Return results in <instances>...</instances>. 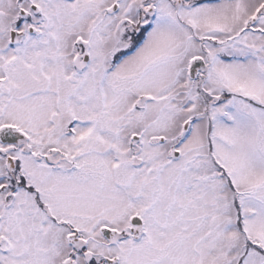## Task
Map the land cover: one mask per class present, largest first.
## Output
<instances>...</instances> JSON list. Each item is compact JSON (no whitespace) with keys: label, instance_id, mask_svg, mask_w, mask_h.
I'll return each instance as SVG.
<instances>
[{"label":"snow or ice","instance_id":"6c2138e0","mask_svg":"<svg viewBox=\"0 0 264 264\" xmlns=\"http://www.w3.org/2000/svg\"><path fill=\"white\" fill-rule=\"evenodd\" d=\"M0 264H264V0H0Z\"/></svg>","mask_w":264,"mask_h":264}]
</instances>
